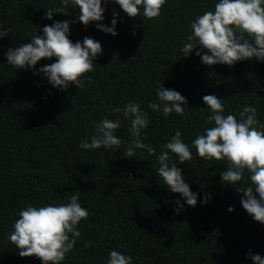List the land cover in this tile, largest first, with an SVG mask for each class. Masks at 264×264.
<instances>
[{
  "label": "trees",
  "instance_id": "16d2710c",
  "mask_svg": "<svg viewBox=\"0 0 264 264\" xmlns=\"http://www.w3.org/2000/svg\"><path fill=\"white\" fill-rule=\"evenodd\" d=\"M218 2L166 0L159 17L148 20L142 9L140 16L129 18L119 5L101 0L103 20L84 26L77 20L78 8L45 18L46 11L62 6L61 0H0V31L11 29L0 38V264H42L35 256L20 257L7 236L21 210L66 204L73 194L89 215L77 225L81 236L61 264H107L112 250L131 256V264H252L249 250L264 258V225L240 203L243 193L238 191L250 186L248 174L225 184L220 173L226 162L201 159L192 147L198 133L214 126L206 123L211 110L205 95L221 98L224 115L237 119L244 106L255 107L264 124V61L208 66L195 55L199 47L188 57L180 51L191 34L190 23L214 11ZM113 13L115 36L96 27H111ZM55 21H74L68 37L73 43L89 37L101 45L93 71L86 73L91 83L85 80L83 89L54 88L38 72L55 57L41 59L31 70L7 64L9 48L43 35V27ZM160 86L186 98L183 116L173 112L165 118L148 108ZM129 102H139L149 115L141 138L156 149L155 155L136 149L134 157L123 156L133 140L130 120L111 110ZM105 118L121 120L115 132L120 148L81 149L80 141L90 142L95 124ZM176 130L193 159L180 164L170 154L169 163H176L197 194L195 207L172 193L157 172L156 157ZM205 196L209 202L201 203ZM177 201L183 205L178 214ZM86 241L92 246L85 248Z\"/></svg>",
  "mask_w": 264,
  "mask_h": 264
},
{
  "label": "clouds",
  "instance_id": "9594fccd",
  "mask_svg": "<svg viewBox=\"0 0 264 264\" xmlns=\"http://www.w3.org/2000/svg\"><path fill=\"white\" fill-rule=\"evenodd\" d=\"M61 2V7L45 12L46 19L51 20L53 13L68 15L71 7L79 9L77 20L84 26L103 20L105 8L101 6V0ZM110 2L119 5L129 18L140 16L142 9L143 17L152 20L159 17L166 0H104L105 4ZM116 15L113 13L111 27L102 23H97L96 27L112 36L117 35ZM72 22L55 21L51 26L45 25L43 35H36L31 42L15 49L9 48L5 53L7 64L15 69L31 70L41 59L55 57L54 63L39 68L38 72L54 88L66 90L69 85H75L83 89L85 80L91 83V76L86 73L93 71L94 60L102 53V48L98 41L89 37H85L82 43H73L68 38L69 24ZM3 27L0 24V29ZM189 27L191 34L180 49L184 57L199 47L195 55L208 66L222 64L231 67L236 62L253 58L264 61V0H219L214 11H205L197 16ZM9 31L11 29L0 31V38L8 36ZM202 99L211 110L206 123L214 126L206 129L204 134L198 133L192 141V147L201 159L226 162L227 167L220 173L225 184L233 185L241 181L245 173L248 174L250 186L238 191L243 193L240 203L255 222L264 225V124L258 121L255 107L244 106L237 119L232 114L224 115V104L216 95H205ZM186 104V98L179 92L160 86L157 100L150 102L148 108L153 112H162L167 118L173 112L183 116L185 107L182 105ZM111 111L122 113L125 121L130 120L129 131L133 140L123 156L134 157L136 149H146L149 154L155 155L156 149L142 142L141 132L149 124V115L141 110L139 102H129L123 109ZM120 127V119L105 118L95 124L91 141L82 139L79 147L84 150L103 147L116 151L122 144V140L115 135ZM181 136L182 133L176 130L175 135L163 145V150L156 157L159 163L157 172L172 193H179L188 206L195 207L197 194L185 183L176 163H169L170 154H175L180 164L193 159L189 145L182 141ZM209 200L210 197L205 196L201 203H208ZM78 201L79 195L73 194L66 204L28 206L21 210L19 218L12 225L13 231L7 236L8 241L19 250V256H35L42 264H61L81 236L77 225L89 215ZM176 203L178 207L175 211L178 214L183 205L180 201ZM228 211L233 209L229 208ZM90 246L91 241L84 243L85 248ZM248 255L252 264H264V258L259 254L253 255L249 250ZM131 260V256L112 250L107 264H131Z\"/></svg>",
  "mask_w": 264,
  "mask_h": 264
}]
</instances>
